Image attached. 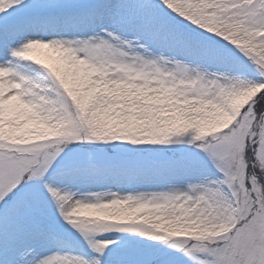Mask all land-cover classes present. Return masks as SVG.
Instances as JSON below:
<instances>
[{
    "label": "snow or ice",
    "instance_id": "snow-or-ice-1",
    "mask_svg": "<svg viewBox=\"0 0 264 264\" xmlns=\"http://www.w3.org/2000/svg\"><path fill=\"white\" fill-rule=\"evenodd\" d=\"M0 264H264V0H0Z\"/></svg>",
    "mask_w": 264,
    "mask_h": 264
}]
</instances>
